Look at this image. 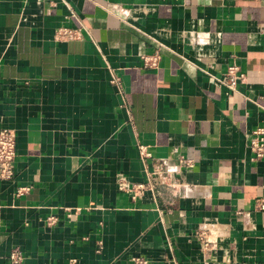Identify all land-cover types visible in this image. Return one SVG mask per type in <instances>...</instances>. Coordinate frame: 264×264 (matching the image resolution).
I'll list each match as a JSON object with an SVG mask.
<instances>
[{
    "label": "crops",
    "instance_id": "1",
    "mask_svg": "<svg viewBox=\"0 0 264 264\" xmlns=\"http://www.w3.org/2000/svg\"><path fill=\"white\" fill-rule=\"evenodd\" d=\"M0 127V264H264V0H0Z\"/></svg>",
    "mask_w": 264,
    "mask_h": 264
},
{
    "label": "built area",
    "instance_id": "2",
    "mask_svg": "<svg viewBox=\"0 0 264 264\" xmlns=\"http://www.w3.org/2000/svg\"><path fill=\"white\" fill-rule=\"evenodd\" d=\"M56 35L63 38H73L76 32L66 27H60L57 29ZM142 59L145 65L150 67H156L158 64L159 55L154 53L153 55H143ZM244 73L239 69V66L235 63L227 65L225 71L218 77V80L224 84L227 88L235 90L238 83L243 81ZM113 83L119 84V78L114 77ZM15 132L13 129L0 127V180L12 179L14 175V158H15ZM140 156L147 158L150 153L146 150L144 145L138 147ZM249 149L252 153V160H259L264 156V128L257 127L251 133L249 139ZM181 162L185 165H191V159H181ZM154 173L163 174V163H159L155 166ZM166 174V173H165ZM144 183H137L134 185V189H144ZM27 187H21L17 190V193H21L26 190ZM200 242V247L204 251H209L214 247V241L210 239L209 232L205 228H198L194 233ZM24 256L22 251L15 247L9 254V261L11 264H22ZM133 264H145L146 260L141 257H132Z\"/></svg>",
    "mask_w": 264,
    "mask_h": 264
}]
</instances>
